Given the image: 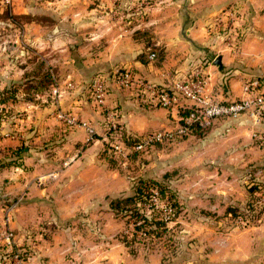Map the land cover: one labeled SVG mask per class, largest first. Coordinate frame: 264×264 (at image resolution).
Wrapping results in <instances>:
<instances>
[{"label":"rangeland","instance_id":"rangeland-1","mask_svg":"<svg viewBox=\"0 0 264 264\" xmlns=\"http://www.w3.org/2000/svg\"><path fill=\"white\" fill-rule=\"evenodd\" d=\"M176 11L184 16L183 34H188L191 22L198 21L200 33L212 39L211 52H221L227 68L244 73L241 86L255 78L261 82L259 90L263 89V72L253 65V58L255 45L264 35V27L257 25L261 15L264 24V0H0V164H5L1 168L24 164L23 172L30 174L37 164L42 180L63 177V165L74 151L65 147L66 137H50L45 130L48 125L40 122L53 116L51 86L45 85L46 80L43 91H33V86L41 82L48 70L56 80L61 74V78H66V72L79 67V80L69 76L76 86L71 92L83 97L85 112L91 116L87 120L97 124L103 135L104 117L93 110L87 86L94 75L115 69L114 35L128 32L144 47L139 56L150 60L148 55L153 52L151 60L158 61L164 51L156 42L168 33L160 17H174ZM202 62L197 63L202 66ZM121 67L124 66L117 68ZM112 92L114 88L109 94ZM60 99L63 101L58 108L66 110L68 98ZM109 104L114 108L110 99ZM58 126V132L65 133V128ZM208 128L154 143L141 152L129 151L125 156L111 152L113 159L108 157L110 147L105 139L99 156L103 157V193L99 197L77 201L82 195L78 190L83 186L71 185L68 193L72 198L65 203L68 217L49 220L50 211L48 217L42 216L43 210L50 208L47 202L28 204L19 213L23 230L9 225L11 211L21 198L7 201L3 211L7 222L0 224V237L4 229L10 230L16 248L20 253L26 252L24 261L32 254L30 243L35 240V231L44 227L42 238H48L56 228L73 233L76 240L81 234L86 242L113 238L114 264H264V163L254 164L259 155L250 154L245 164H215V157L198 151L203 149ZM148 132L152 130L145 133ZM257 134L252 131L248 139L262 141ZM131 143L123 146L130 150ZM16 146L23 149L19 155L12 151ZM76 154H80L79 148ZM140 181L160 182L174 190L180 209L173 220H164L173 238L168 248L157 245L148 249L147 243L136 242L131 254L122 239L130 238L133 225L110 211L108 200L130 195ZM251 187L255 190L249 193ZM165 199L157 195L159 210L168 206ZM75 202H83L84 206L78 209ZM149 204L151 199L143 205L147 216L151 212ZM226 208L234 210L235 215L226 213ZM52 213L56 215L53 210ZM30 236L31 242L27 243ZM72 251L60 264H83Z\"/></svg>","mask_w":264,"mask_h":264},{"label":"crops","instance_id":"crops-1","mask_svg":"<svg viewBox=\"0 0 264 264\" xmlns=\"http://www.w3.org/2000/svg\"><path fill=\"white\" fill-rule=\"evenodd\" d=\"M183 17L182 13L179 15L177 11L174 17L172 14H165L160 17V21L163 23L165 29L168 30V33L160 36L156 42L163 49L164 57L155 62L151 60L154 57L153 52L148 55L150 60L139 56L144 51V47L142 43L133 40L128 32L126 34L114 35V68L124 66L140 78L160 85H166L174 74H181L188 71L192 65H197L206 75L205 91L211 94L216 100L231 101L241 97V83L244 73L239 69L227 68L221 52L214 54L211 52L210 40L212 39L210 37H204V34L200 33L198 26H196L199 24L198 21L194 23L190 21V24H192L190 26L191 29H189L188 34H183ZM259 19L260 24L257 23V25L264 27L262 23L263 16H259ZM260 39V44L255 45L253 65L264 73L263 34L260 35ZM217 56L220 57L219 65L213 64V59ZM200 60H203L202 66H199L197 63ZM263 73V79L261 80L263 89L261 90L264 95ZM61 75L63 76V74ZM62 76L59 79L56 78L57 81L54 79V82L58 84L60 89H63L61 90L60 97L64 99L68 98L64 105L66 110L78 116L79 120L88 123L92 127L93 133L90 137L86 130L79 125H64L55 120L53 116L41 120V123L48 125V129H45L47 130L46 133H49L50 137L52 136L53 138L61 135L66 137L65 147L69 151H74V153L65 161L66 164L63 165L65 167L61 171L64 172V176L54 180H42L44 178H40V169L37 164H34L30 174L23 172L24 164L1 168L0 224L7 222V220L4 221L3 217V211L6 207L5 203L13 199H18V197L21 200L11 211L9 225H13L17 229H22L23 227L18 221V219L20 220L19 213L21 210L26 209L24 207L28 204L34 205L36 204L35 202L44 204L47 202L50 208L46 210L42 209V216L48 217L47 215L49 214L47 212L50 211L51 215L49 220H52L55 216L68 217L70 215L69 208L65 204L66 201L72 198L70 193H68L69 186H83L78 190L82 195L78 197L77 201H87L99 197L103 193L102 189H100L102 188L101 160L103 157L99 156H102L103 152L104 133L103 135L100 134L97 124L93 121L90 123L87 120L88 118L86 117L91 116L85 112L83 97L76 94L73 95L71 92L76 86L69 76L75 78L76 81L77 79L79 80V67H74L70 72H66V78H61ZM84 80L86 81L85 78L81 81ZM66 82H71L73 88L67 89L65 87ZM64 93H68L70 96L64 97L66 95ZM108 96V100L110 99L114 103V109L117 114V125L123 128L127 136L142 135V133L145 134L147 131L171 128L177 125V110L179 109L175 107L171 109L158 107L147 99L142 98L134 89L114 88V92ZM61 100L63 101V99H60L58 103ZM52 106L54 107V104ZM92 108L93 110H97L94 106ZM243 117L246 116L239 117L236 120L226 118L213 120L208 125L209 128L204 136L205 140L203 141L205 143L202 146L203 149L202 151L200 149L198 151L208 155L209 158L210 156L215 157L213 160L215 164H229L232 162L235 164H245L249 161L247 160V156L250 154L259 155L258 160L254 164H263L264 123L252 125L248 116L245 119ZM58 125L65 128V133L61 134L58 132L56 128L60 127ZM252 131H257L258 134L256 137L261 138L260 140L262 141L252 142V140L248 139ZM97 135L100 136L97 137ZM75 143L78 144L75 145ZM77 148H79V155L76 154ZM8 171H10L9 174ZM35 178L37 179L36 182L34 181ZM60 186H62V190ZM75 203H77L75 207L78 209L84 206L81 205L83 202ZM51 209L56 212V215L52 213ZM42 210H39V212H42ZM104 215L111 214L104 213ZM44 230V227L36 230L34 235L35 240L33 239L34 241L32 242L31 236L29 238L27 237L26 242H31L32 254L23 264H60L62 258L72 250L73 253L78 254L80 259H82L83 264H114L116 251L113 238H110V241L86 242L83 241L81 234H79L76 240L72 237L73 233L68 232L66 234L64 229L57 228L49 233L48 238H42ZM137 261L135 260V263Z\"/></svg>","mask_w":264,"mask_h":264},{"label":"built area","instance_id":"built-area-1","mask_svg":"<svg viewBox=\"0 0 264 264\" xmlns=\"http://www.w3.org/2000/svg\"><path fill=\"white\" fill-rule=\"evenodd\" d=\"M206 75L197 67L193 66L186 72L174 74L166 85L156 84L132 73L129 68H115L107 74L94 75L87 86V92L92 105L103 114L105 130L117 131V114L110 106L108 95L111 88L134 89L142 98L163 108L177 110V125L140 135L129 149L120 142L112 141L109 144L110 151L114 154L127 155L129 151L141 152L154 143H163L190 133L192 128L205 129L215 119H237L242 115L249 117L252 125L264 123V96L259 90L261 82L251 79L241 86V97L231 101L216 100L205 91ZM67 89L73 88L71 82H66ZM50 94L54 99L53 117L64 125H79L86 130L88 136L93 133L92 127L69 110L58 108V100L61 89L53 81ZM185 110L183 116L179 111ZM151 204L154 208L161 206L157 202V194L151 195ZM263 203V202H262ZM14 204L10 205L11 207ZM10 207V208H11ZM162 219L169 218L171 209L163 205L159 210ZM0 245L3 254L0 255V264H23L20 250L16 248L14 236L10 230L4 229L0 237ZM69 264V263H68Z\"/></svg>","mask_w":264,"mask_h":264},{"label":"trees","instance_id":"trees-1","mask_svg":"<svg viewBox=\"0 0 264 264\" xmlns=\"http://www.w3.org/2000/svg\"><path fill=\"white\" fill-rule=\"evenodd\" d=\"M43 80H46L45 85L52 86L54 78L52 77V74L49 72V70L48 72L46 71V73L43 74L41 82H38V85L33 86V91L39 92L45 89V86L42 85ZM5 99H1V101L3 102ZM185 113V110L179 111L180 116H183ZM195 131L200 132L202 130L192 128L190 133H193ZM104 136L106 139V143H108V146L112 141H118L122 145L126 146V142L131 141L133 143L138 138H131L130 136H127L123 128L119 125H117V131L115 133L109 130H105ZM12 149L15 155H19L23 150L21 146H16ZM108 153L110 154L108 155V157L113 159L114 155L111 153V151ZM4 165L5 164H0V168ZM254 190L255 187H251L248 189L249 193H252ZM153 192H155L160 199L166 198L165 200L168 203V207L171 209L169 217L170 220H173L177 216L180 209L179 202L177 200V194L174 190H172L168 186L163 185L160 182L140 181L134 186L130 195L120 198H109L108 200V206L110 210L126 218L133 225L132 231L130 232V238L128 239L127 236H123L122 239L123 245L129 249V252L131 254L134 253L135 249L132 247V244L136 242H145L147 243L148 249H153L157 245H165V247L168 248L171 245L169 244V242L173 241L172 234L171 232H169V229H167L165 221L160 217V215L162 214H160L159 210L155 209L152 204H149V207L151 209L149 216H147L143 212V205L149 203L150 197ZM225 211L226 213L235 215L234 210L231 211L229 208H226ZM3 253V247L0 245V255ZM20 257L22 260L26 259V252L20 253ZM166 257L167 256H162V259Z\"/></svg>","mask_w":264,"mask_h":264},{"label":"water","instance_id":"water-1","mask_svg":"<svg viewBox=\"0 0 264 264\" xmlns=\"http://www.w3.org/2000/svg\"><path fill=\"white\" fill-rule=\"evenodd\" d=\"M213 64L219 65L220 64V57L217 56L216 58L213 59Z\"/></svg>","mask_w":264,"mask_h":264}]
</instances>
